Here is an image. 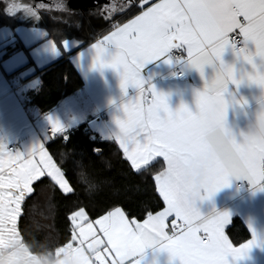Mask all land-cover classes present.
<instances>
[{
    "label": "snow or ice",
    "instance_id": "1",
    "mask_svg": "<svg viewBox=\"0 0 264 264\" xmlns=\"http://www.w3.org/2000/svg\"><path fill=\"white\" fill-rule=\"evenodd\" d=\"M241 16L244 22L238 19ZM237 29L241 40L229 35ZM249 42L253 50H249ZM49 44L55 52V44L51 41ZM107 45H114L116 50L105 59ZM184 46L187 60H176L195 68L204 79L203 90L195 92V110L183 103L171 109L166 95L147 84L154 98L147 111L140 98L132 97L122 106L124 118L115 120L119 129L116 139L133 169L157 157L163 159L165 167L154 179L166 206L155 215L149 213L143 223H130L120 207L99 216L94 223H84L87 216L82 207L70 213L75 228L69 243L83 250L84 264H140L137 257L152 246L166 250L169 258L177 259L179 264H229L227 257H243L259 243L253 231L250 240L234 247L221 231L230 214L224 211L203 216L194 202L196 198L210 197L228 183L229 177L264 187V141L245 145L232 141L235 157L211 167L202 184L203 194L201 191H191L188 196L179 194L174 177L178 164L201 151L199 134L203 126L209 121L223 124L229 104L225 99L229 82L238 85L246 79L264 90V0H190L183 5L175 0H161L93 44V66L115 69L122 92L131 85L142 93L147 83L141 76L144 64ZM226 46L247 62L251 71L238 73L233 65L225 64L221 54ZM254 57H259L260 64ZM205 66L215 71L214 79L206 76ZM213 104L215 111L211 110ZM48 120L54 132L64 131L60 121L51 116ZM37 153L38 163L32 159ZM45 172L65 193L70 191L61 170L41 145L35 143L22 154L8 151L0 143V241L19 234L16 223L21 203L34 192L33 182ZM173 215L174 229L177 221L182 223L179 232L174 230L168 235L166 220ZM201 231L203 236L199 235Z\"/></svg>",
    "mask_w": 264,
    "mask_h": 264
},
{
    "label": "crops",
    "instance_id": "2",
    "mask_svg": "<svg viewBox=\"0 0 264 264\" xmlns=\"http://www.w3.org/2000/svg\"><path fill=\"white\" fill-rule=\"evenodd\" d=\"M160 2L161 0H151L146 4L142 3L139 11L124 21L116 22L114 26H111L99 37L80 47H78L79 43L70 50L60 55H55L57 57L53 59L43 58L40 65H35L34 69H30V66L35 64L34 60H28L25 63L16 65L17 67L11 65L8 69L0 61V143H3L8 151L13 153L19 151L22 154L36 143L41 145L43 150L51 157L46 146L52 137L84 124L88 130L94 131L104 138L114 140L123 156L127 159L116 139V132L119 129L115 124V120L118 117L124 118L122 106L127 99H131L132 97L140 98L142 107L147 111L154 99L147 84H151L158 92L166 95L167 103L171 109L175 110L183 103L190 109L195 110V92L203 90L204 79L201 78L200 73L195 68L186 65L183 61L181 62V69L184 71L186 77L182 79L176 78L172 70L173 61L167 53L155 60L146 62L141 68V76L147 82L142 93L131 85L122 92L120 77L115 69L108 66L102 68L93 66V57L95 55V50L92 47L93 44L102 41L105 36L115 32L117 27H123L136 16L140 15L141 12L146 11L148 7H152ZM187 2H190V0H175V3L180 5ZM238 19L244 22L242 16L238 17ZM237 31L239 32L238 29ZM47 38L50 37H44V39ZM53 43L58 48L62 47V44L57 45L54 41ZM3 45L1 43L0 47H3ZM9 46L7 44L2 54L4 60H7L14 52L19 51V49H16L7 54L6 52L11 48ZM30 46H26L25 48ZM248 48L249 50H253L254 46L249 42ZM115 50L114 45H107L104 58L108 59L110 54L114 53ZM184 50L185 55L183 59L187 60L186 46H184ZM64 57L70 61L78 72L82 79V86L70 95L63 97L53 108L42 112L34 103H29L28 95L32 90H37L40 87L43 81V70L53 62ZM221 59L225 64L233 65L238 73L251 71V66L238 57L231 47L226 46L224 52L221 54ZM254 60L257 64H260L259 57H254ZM215 63L218 64L219 61H215ZM23 72L26 75L20 76ZM205 73L206 76H209L211 68L205 66ZM262 94H264V90L248 82L246 79L242 80L238 85H233L229 82L228 92L225 93V99L229 100V104L226 108L224 122L232 128H235L237 125L242 127L245 121L244 113L251 114L259 107L257 101ZM236 101L241 102L237 103ZM49 116L60 121L64 126V131L54 132L52 130V132H48L46 129L51 127L48 120ZM104 116L108 118L107 121L104 120ZM253 141L239 144L245 145ZM32 159L38 163L39 154L37 153ZM154 161L161 162L158 172L163 170L165 167L163 159L157 157L150 163ZM128 162L130 163V161ZM147 165H143L139 169ZM44 175H47V173L45 172ZM243 181L247 183V186L238 187L237 183ZM201 194H203L202 191ZM160 198L163 206L160 210L151 213L152 215H155L166 206L162 197ZM194 203L203 216L224 211L230 214L222 224L221 231L234 247H239L246 243L252 238L253 231L255 232L259 243L253 245L248 250L247 255L243 257L236 259H233L231 256L227 257L229 264H264L263 187L250 186L247 180L229 177L228 183L218 188L210 197H206L203 200L196 198ZM148 215L143 219H135L129 218L125 214L130 223L132 221L143 223L148 218ZM99 216L92 220H86L84 223H94ZM233 217H238L249 232V237L239 244L232 243L226 233V228L231 223ZM174 219L176 217L173 215L166 220L165 231L168 235H172L175 230L172 225V220ZM175 231L179 232L180 228ZM199 235L203 236V232L201 231ZM101 252L103 253V249H101ZM137 259L140 264H179L177 259H170L167 251L158 246L145 248L144 252L139 254ZM0 264H84V253L82 249L73 247L68 243L60 248V255L57 258L49 263H44L36 254L28 249L22 242L20 234H18L13 238H5L3 241H0Z\"/></svg>",
    "mask_w": 264,
    "mask_h": 264
},
{
    "label": "trees",
    "instance_id": "3",
    "mask_svg": "<svg viewBox=\"0 0 264 264\" xmlns=\"http://www.w3.org/2000/svg\"><path fill=\"white\" fill-rule=\"evenodd\" d=\"M137 1L146 4L151 0ZM139 10L140 5H132L111 19L84 22L80 30L53 21L44 25L48 29L47 37L57 45L72 33L81 35L80 47L107 31L113 22L124 21ZM17 17L7 14L0 6V26L19 23ZM19 48L21 46L16 45L6 53ZM42 79L40 87L28 95L29 103H34L42 112L53 108L63 97L82 86L81 77L65 57L47 66ZM90 132L81 124L56 134L47 143L53 163L61 170L70 191L65 193L55 181L44 175L33 182L34 192L26 195L21 203L16 223L21 240L44 263L57 258L60 248L72 240L74 226L69 214L81 207L87 220H92L115 207H120L129 218L143 219L163 206L154 179L161 162L154 161L135 170L114 140L90 139ZM226 233L234 244L249 237L238 217H233Z\"/></svg>",
    "mask_w": 264,
    "mask_h": 264
},
{
    "label": "clouds",
    "instance_id": "4",
    "mask_svg": "<svg viewBox=\"0 0 264 264\" xmlns=\"http://www.w3.org/2000/svg\"><path fill=\"white\" fill-rule=\"evenodd\" d=\"M215 71L211 70L209 80L215 78ZM259 107L251 114L245 112L244 125L229 127L215 121L207 122L199 134L201 151L189 161L177 166L174 183L179 194L190 195L191 191H202V184L211 167L218 161L228 162L235 157L232 141L246 143L250 141H264V94L258 98ZM216 105L211 106L215 111ZM51 259V257H48Z\"/></svg>",
    "mask_w": 264,
    "mask_h": 264
},
{
    "label": "rangeland",
    "instance_id": "5",
    "mask_svg": "<svg viewBox=\"0 0 264 264\" xmlns=\"http://www.w3.org/2000/svg\"><path fill=\"white\" fill-rule=\"evenodd\" d=\"M141 4L142 2L137 0H123L121 6L118 8L110 4L108 6L105 5L104 7H107V9L103 11L104 14L102 15V17H104L105 20L111 19L116 14L124 12L130 6L132 5L139 6ZM17 9H19V6L17 7L11 6V8H8L10 12H13ZM23 11L20 14V17L19 18L17 17V19H19V23L17 24L7 23V24H3L0 27V41H1L0 44L1 43L4 44L3 47H0V61L5 68L8 69V67L11 65H15V67H17L16 65L25 63L28 60H34L35 64H32L30 66V69H34L35 65L37 66L40 65V62H42L43 58L53 59L54 57H57L55 55H60L61 53L70 50L72 47L78 45L81 42V38H82L81 35L72 33L71 36H66L62 39L61 41L62 47L58 48L55 45L56 51L55 52L52 51L49 41H51L52 43L53 41L50 38L44 39V37L47 36L48 34V29L44 25V23H46L45 21L48 20L46 19L47 15L40 14L39 12L33 11L28 8L24 9ZM75 19H76L75 15H71L69 17H64L63 15V17L54 18L49 21L53 20V22H56L58 24L67 25L75 28L74 25ZM35 41L37 42L34 43ZM65 42H66V46H65ZM7 44L10 45L9 47H15L16 45H20L21 48H19V51L14 52L13 55H11L7 60L6 59L4 60L2 54L7 47ZM29 45L31 46L25 48L26 46ZM24 75L26 74L23 72L20 76H24Z\"/></svg>",
    "mask_w": 264,
    "mask_h": 264
},
{
    "label": "flooded vegetation",
    "instance_id": "6",
    "mask_svg": "<svg viewBox=\"0 0 264 264\" xmlns=\"http://www.w3.org/2000/svg\"><path fill=\"white\" fill-rule=\"evenodd\" d=\"M123 0H0L1 8L9 15H17L18 18L24 9H31L40 14L47 15L45 22L58 17L75 15L74 25L77 29L82 28L84 22L94 20V23L105 20L102 15L107 9L105 5L120 7ZM19 6V9L10 12L8 8ZM23 7V8H21ZM111 8V6H110ZM24 12V11H23ZM25 13V12H24ZM50 17V19H49ZM53 21V20H52ZM81 34H83L80 31Z\"/></svg>",
    "mask_w": 264,
    "mask_h": 264
},
{
    "label": "built area",
    "instance_id": "7",
    "mask_svg": "<svg viewBox=\"0 0 264 264\" xmlns=\"http://www.w3.org/2000/svg\"><path fill=\"white\" fill-rule=\"evenodd\" d=\"M116 23H113L111 26H114ZM231 37L237 39V40H241L242 38L239 36V32L237 30H234L233 33H230L229 34ZM167 55L171 58V60L173 61V74L176 78H179V79H182V78H185L186 75L184 73V71L181 69V62H178L176 60V58H184V55H185V50H184V47H179V48H175V49H172L169 51V53H167ZM107 117L104 116V120L107 121ZM48 132H52V128L51 127H48L46 129ZM89 138L90 139H95L97 138L98 140H102L104 137L102 135H99L97 134L96 132L94 131H91L89 133ZM238 187H246L247 186V183L245 181L243 182H238L237 183ZM263 190H264V187H263ZM182 222L180 221H177V227L175 228V230H178L179 229V225L181 224ZM204 235V233H203Z\"/></svg>",
    "mask_w": 264,
    "mask_h": 264
}]
</instances>
